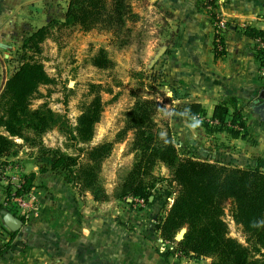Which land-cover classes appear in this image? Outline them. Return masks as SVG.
<instances>
[{"label": "trees", "instance_id": "1", "mask_svg": "<svg viewBox=\"0 0 264 264\" xmlns=\"http://www.w3.org/2000/svg\"><path fill=\"white\" fill-rule=\"evenodd\" d=\"M134 16L127 0H69L63 19L49 20L25 35L16 50L19 64L0 92V157L15 156L21 147L16 140L20 139L24 145L36 149V158L50 159L51 171L62 175L79 191L88 192L94 201L127 196L148 200L152 188L162 180L154 170L163 165L171 175L170 181L177 186L158 225L164 241L175 244L180 254L209 258V264H264V169L199 160L179 153L170 127L167 124L160 127L156 121V115L163 108L156 98L133 94V104L125 112L124 124L113 140L80 148L76 155L43 144L42 136L53 128H58L75 144L88 142L103 104L99 92H94L93 98L82 106L74 127L45 102L35 108L31 106L39 87L53 82L39 59L42 42L53 38L62 28L79 27L83 31H110L122 45L127 44V37L123 36L128 32L127 20ZM242 30L254 39L264 37L263 30L251 26H244ZM91 63L107 68L111 60L101 49L91 58ZM93 87L100 86L91 84V91ZM178 110L188 118L204 114L199 102L179 105ZM211 119L215 124L200 122L206 132L225 131L232 138H247L240 110L233 108L229 113L225 103H217ZM129 132L132 133L133 162L122 170L112 194L108 195L99 176L101 163L110 155L114 143L123 140ZM32 176H22L15 196L30 191ZM227 201L231 203L232 220L244 234V243L228 234L224 218ZM1 220L0 213V223ZM182 228L186 229L184 236L175 242L174 237Z\"/></svg>", "mask_w": 264, "mask_h": 264}, {"label": "rangeland", "instance_id": "2", "mask_svg": "<svg viewBox=\"0 0 264 264\" xmlns=\"http://www.w3.org/2000/svg\"><path fill=\"white\" fill-rule=\"evenodd\" d=\"M68 1L43 0L44 9L39 11H46V22L52 19H63ZM127 1L135 14L127 20L128 32L123 36L127 37V44L122 45L110 31L100 29L83 31L79 27L62 28L54 33L53 38L42 42L39 59L53 82L39 87V92L32 99L31 106L35 108L45 102L55 112L64 115L69 126L74 127L82 106L93 98L94 92H99L103 104L100 119L95 124L92 138L88 142L75 144L58 128H53L42 136L45 146L59 148L65 153L76 155L80 148L92 147L103 141L113 140L124 124V114L132 106L135 93L156 98L161 102L163 108L156 115V121L160 127L164 124L170 127L169 124L180 103L177 102L174 80L169 78L166 70L169 68L170 61H173L169 53L170 44L174 42L183 27L188 25L185 18L181 19L179 12H186L189 3L195 1V9L208 16L211 23L213 48L217 53L223 51L221 39L223 41L229 22L220 8L222 0ZM257 12V17L264 16L262 8ZM220 21L224 22L221 30ZM36 24L37 22L30 23L24 20L20 31L6 42L9 50L0 51V92L19 64L16 55L17 48L25 35L37 28ZM217 31L221 33L219 48L215 41ZM20 36L22 40L19 39ZM101 49L111 60V65L107 68L97 67L91 63V58ZM257 51L259 53L258 44ZM4 52L5 56L2 54ZM91 84L100 87H93L91 91ZM173 134L175 143H177L176 135L174 132ZM131 139L132 133L129 132L123 140L114 143L110 155L101 163L99 176L108 195L112 194L122 170L129 168L133 162V152L130 149ZM16 141L21 144L16 154L19 157L17 159L11 155L0 157V193L4 194V201L10 203L9 206H12L13 210L24 219L28 227L31 225L33 213L39 208L46 205L52 209V207L55 208V202L58 200L62 202L70 200L67 196L56 197L55 190L50 187V183H54L51 178H63L64 186L70 191L69 193L72 192L73 198L88 194V200L84 202L88 210L87 223H97L103 226L105 248L111 247L110 239L107 238L110 233L107 232L113 230L119 232L121 247L125 246L123 243H129L130 246L136 248L130 249V252L135 250L137 258H143L151 253V256H159L163 264H207L202 258L196 260V257L192 255L180 254L175 244L161 238L158 225L164 218L177 190V186L170 181L171 175L165 166L160 165L155 168L154 173L159 174L162 180L152 188L148 200L137 196H127L118 199L110 197L107 201H95L97 203H94L88 192L79 191L62 175L51 171L49 158H36L35 148L24 145L20 139ZM178 150L181 154L190 152V150L181 148ZM82 157L83 153L80 154V158ZM210 161L239 166V163L234 162L235 158L231 157L229 160L210 159ZM21 167L27 173H20ZM43 168L45 170L41 171ZM25 174L33 175L30 179H32L34 189L31 188L29 191L32 194L25 193L27 195L15 196L14 193L21 184L20 179ZM10 195L13 196L10 197ZM16 197H23L25 201L32 202L36 210L25 212L27 210L19 207ZM2 205L5 209V205ZM224 206L228 234L244 243L245 237L241 227L231 218V203L227 201ZM96 211H98L97 220ZM25 213L29 215L28 218L25 217ZM174 241L178 242L175 238ZM109 254L110 251L104 249V264H113ZM125 255H120L119 264H127V252ZM143 262L137 260L135 264H143Z\"/></svg>", "mask_w": 264, "mask_h": 264}, {"label": "crops", "instance_id": "3", "mask_svg": "<svg viewBox=\"0 0 264 264\" xmlns=\"http://www.w3.org/2000/svg\"><path fill=\"white\" fill-rule=\"evenodd\" d=\"M42 4L43 0H0L1 52L9 50L6 42L20 31L24 20L37 22V27L46 23V11H39L44 9ZM195 7L193 1L188 4L186 12H179L188 25L170 44L169 56L173 61H170L166 73L174 80L177 102L180 105L199 102L204 114L188 118L177 110L169 124L178 141L176 147L190 150L183 155L195 159L229 160L231 157L239 166L258 165L264 169V120L251 108L261 102L259 94L264 89L258 75L261 60L257 39L246 36L242 30L244 26H251L264 31V16L257 17L259 9L264 11V0L221 1L220 8L229 27L223 41L221 39L223 51L220 53L213 48L208 16ZM2 54L6 55L5 52ZM217 103H225L229 113L233 108L240 110L247 131L246 139L232 138L225 131L208 133L200 125L202 121L212 124L211 115ZM18 157L15 155L16 159ZM25 171L22 167L19 169L20 173H27ZM55 179L51 178L54 183H50L54 195L67 196L70 200H58L52 209L44 205L36 210L29 231L23 228L12 232L1 220L0 264H104V249L110 251L113 264H119L120 255L126 256V252L127 264H135L137 260L144 261L143 264H163L159 256H151V253L146 255L149 257L137 258L135 250L130 252L136 248L129 243H123L125 246L121 247L118 231L107 232L110 233L107 238L111 247L105 248L103 226L87 223L88 210L84 202H87L88 194L73 198L72 192L69 193L64 186L63 178ZM0 203L5 205V210L19 217L10 203L4 201L3 193H0ZM95 216L97 220L98 211ZM202 259L210 263L209 258Z\"/></svg>", "mask_w": 264, "mask_h": 264}, {"label": "water", "instance_id": "4", "mask_svg": "<svg viewBox=\"0 0 264 264\" xmlns=\"http://www.w3.org/2000/svg\"><path fill=\"white\" fill-rule=\"evenodd\" d=\"M259 98L261 99V102L257 105H252L251 108L253 112L257 113L261 119L264 120V89L261 90L259 94ZM2 215V222L3 224L12 232H16L18 230H21L22 228H25V230L29 231V227L24 223L22 219H20L18 216L15 214L2 209L0 211ZM186 229L182 228L180 229L176 235H175V240L180 241L185 233Z\"/></svg>", "mask_w": 264, "mask_h": 264}, {"label": "built area", "instance_id": "5", "mask_svg": "<svg viewBox=\"0 0 264 264\" xmlns=\"http://www.w3.org/2000/svg\"><path fill=\"white\" fill-rule=\"evenodd\" d=\"M223 23H224L223 21L219 22L220 30L224 26ZM216 35L217 36L215 38V41H216L217 47L219 48V46L221 45L220 44V35H221L220 31H217ZM257 42H258L259 56H260V60H261V64H260L258 75H259V79L261 81V84L264 87V37L257 39ZM211 123L215 124V121H212ZM27 194H29V192ZM27 194H25V195H27ZM16 199L18 201L19 207H21L22 209H26L27 210L25 212H28V211H31V210H33V211L36 210V208L32 205V202L25 201L23 199V197H16ZM25 217L28 218L29 215L25 213Z\"/></svg>", "mask_w": 264, "mask_h": 264}]
</instances>
